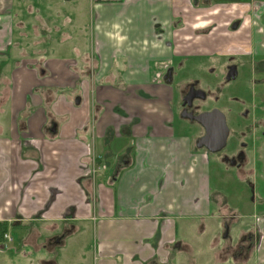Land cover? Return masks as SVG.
<instances>
[{
  "label": "crops",
  "instance_id": "1",
  "mask_svg": "<svg viewBox=\"0 0 264 264\" xmlns=\"http://www.w3.org/2000/svg\"><path fill=\"white\" fill-rule=\"evenodd\" d=\"M92 2L72 55L23 57L11 52L23 43L15 39L21 2L0 0V224H18L14 253L51 255L60 245L58 257L77 256L66 240L90 246L81 239L89 230L93 264H160L169 249L167 264H264L263 246L236 250L247 222L233 221L230 241H218L217 214L227 212L213 202L210 158L176 130L171 84L152 76L157 65L219 52L216 25L197 32L201 0ZM91 153L106 165L111 156L130 161L116 178L101 171L92 182ZM48 257L38 259L53 263Z\"/></svg>",
  "mask_w": 264,
  "mask_h": 264
},
{
  "label": "rangeland",
  "instance_id": "2",
  "mask_svg": "<svg viewBox=\"0 0 264 264\" xmlns=\"http://www.w3.org/2000/svg\"><path fill=\"white\" fill-rule=\"evenodd\" d=\"M90 1L92 2V0H16V6H20L21 2V8L18 7L14 16L16 21L15 39L22 40L23 43L21 46H12L11 52L18 54L20 52L24 53L25 50L27 54L23 57H30L29 54H32L34 57H36V55H39V57H45L48 53V56L63 54L72 55L71 52H73L74 38L78 37V40L79 37L82 38V35H80L81 33H79L78 30L79 27L86 25L89 30L92 23L93 13ZM203 1L204 0H201V5L203 4ZM213 1L214 0H212L210 4L208 3V8L203 5L202 9L197 10V13H201L200 17L205 19L204 22L198 23V25H205L208 20H211L210 22L216 25V28L221 35L220 43L222 45L219 49V52L221 53H242L244 45L249 44L252 52L256 54L252 57V65H257L259 68H262V70L258 72L252 71V79L255 83L253 88L256 92L255 94L251 89V84L248 78L244 75L247 74V72L244 71V74H240L234 82L229 84L228 88H230V90L228 92H220L219 87L218 90H212L207 101H198L197 103L199 104V110H207L211 107L220 110H222V108L223 110L231 109L228 113L229 123L234 131L231 142L235 140L248 142L249 138L242 137L241 131L247 130L248 124H252L253 122L242 116L241 111L243 110V105L234 100L229 92L245 97L248 101L246 102L248 107L253 109V113H250L249 116L250 119L264 118V93H258L264 91V46L260 45L262 36L256 31L259 26L255 25L259 23L260 16L264 15V13H262L264 11H262L261 8L257 10L255 7L251 9L249 11L250 15L252 14L251 20L247 17L246 19H249V21H246L242 27L236 31L237 34L228 27V23L234 18H238L239 11L233 7V4H217V1L216 3H213ZM212 4L213 6H211ZM198 31L200 30L198 29ZM221 32H225L226 34L223 35ZM27 33L29 36H27ZM240 34H244V41L240 42ZM245 40H247V42H245ZM233 42H236V45H231ZM239 47L240 49H238ZM227 49H229V51ZM169 65L173 66L175 71L173 72L174 77L170 81L171 91L168 92V103L171 110H173L172 120L174 121L177 131H185L196 137L203 133V129L199 124L189 122V120L180 116L179 88L181 87L180 84L192 80L193 78L200 79V87H205L202 81L208 82L211 80H217L215 76L210 74L207 70L211 66V58H207L206 56L188 57L187 59H182V63L175 61L170 64L157 65L152 69V76L160 82H166L164 74ZM246 70H249V68H246ZM258 80H260V83ZM252 94L254 95L252 96ZM151 99L156 101L155 98ZM238 112H240L239 116L237 115ZM260 130H262V127L260 129L258 128L256 134H260ZM201 150L205 151V149ZM208 155L210 158L209 172L212 191L216 190L217 192H221L228 205L237 209L240 218L236 219V221H252L253 218L251 214L264 217V172L261 169V166L264 167V162L261 163L256 157H253L250 151V158L244 166L245 170L241 171L236 170L233 166L219 162L218 152H208ZM121 158L122 155L120 157H108L106 159L108 162L107 170L103 171H106V173L110 172L111 174L114 171L115 173L113 175L117 177V173L123 168V164L120 162ZM128 159L130 158L128 157ZM117 162H119L117 166L118 169L115 168ZM252 225L253 223L251 222L252 230H254ZM5 233L15 240L13 239V242H9L10 244H6L5 246L4 241L6 239L0 238V241L2 242L0 245V264H15V257L21 258L17 264H41L40 259L38 258H49L48 256H51L50 259L53 262L48 264H85L87 263V260L89 264H93V243L91 242L92 231L90 233L89 230L82 231L81 236V239H87L90 237V246L86 244L83 247L84 239L80 243H77L78 241L76 240H78L79 237L76 240H74L75 238H68L64 250H71V252L77 251L78 254L75 256L70 253V255L65 256V258H60L55 253L59 250L60 245L59 248L54 247V254L51 255L45 254L44 256L39 257L32 255L27 258H24L21 255H16L13 249L15 244H18L20 232H18L16 228H10ZM223 235L224 233H222V237ZM30 237L32 238L33 236ZM61 237H63V235L60 236V238ZM53 243H55V240L50 241V245Z\"/></svg>",
  "mask_w": 264,
  "mask_h": 264
},
{
  "label": "flooded vegetation",
  "instance_id": "3",
  "mask_svg": "<svg viewBox=\"0 0 264 264\" xmlns=\"http://www.w3.org/2000/svg\"><path fill=\"white\" fill-rule=\"evenodd\" d=\"M215 1V2H214ZM213 3L217 4H223V3H228V4H233V7H235L238 11V18H234L233 20H231L228 23V27L231 28L232 31H237L239 28L242 27V25L246 22L249 21V19L251 20V15H250V10L253 9L254 7L258 10V9H262V11H264V0H214ZM220 1V2H218ZM222 1V2H221ZM225 1V2H223ZM96 2V1H94ZM212 2V0H204L203 1V5L206 6V8H208V3L210 4ZM213 6V4L211 5ZM209 6V7H211ZM264 13V12H262ZM261 13V14H262ZM260 14V15H261ZM250 16V17H249ZM249 18L248 20L246 18ZM211 20H208L206 22L205 25L202 26V29H199L200 31H198L199 33H208L210 32L211 28L214 27V23L210 22ZM254 22V20H253ZM256 22V21H255ZM258 23V22H257ZM235 24L236 27L232 28V25ZM258 27L257 30H259V34L261 36L264 37V15L260 16V20L258 24H255ZM206 26V27H205ZM231 31V32H232ZM261 44V42H260ZM231 45H236V42H233ZM262 46H264L263 44H261ZM236 47V46H233ZM240 49V47L238 48ZM237 49V50H238ZM229 51V49H227ZM235 51V50H234ZM243 55V56H241ZM256 55L252 52V49L250 47L249 44L244 45V47L242 48V53H237V52H216L214 54L211 55H206L207 58H211V66L207 69L208 72L210 74H213V76H215V78L217 80H211L208 82H203L202 83L205 85V87H200V79L197 78H193L192 80H188L187 82H184L183 84L179 85V94H180V109H179V113L184 112V114L188 115V114H192V115H198L201 112H208L211 111L213 109H218V108H209L207 110H199V104L197 103L198 101H202L205 102L208 100L210 93L212 92V90L216 89L218 90L220 87V92L222 91H229L230 88H228L229 84H231L232 82H234L240 74H244V71L247 72V74H244L250 84H251V89L254 92V94L256 93L254 91V82L252 79V71L253 72H258L260 70H262V68H259L257 65H252V60H253V56ZM208 60V59H207ZM182 63V62H180ZM246 68H249V70H246ZM173 72L174 71V67L169 65L166 68V72L164 74V78L166 79V82L171 84L170 81L172 80L173 76ZM234 75V76H233ZM260 83V80H258ZM206 83V84H205ZM199 90L203 91V95L205 96L203 99H201L199 96L200 92ZM252 92V93H253ZM258 93H264L263 92H258ZM230 95L233 96L234 100H236L237 102L241 103L243 105V110L241 111V114L244 118L252 121L253 123L248 124V129L241 131V135L242 137H248L249 140L248 142H244L242 140H235L233 142H231V138L234 135V131L229 123V116L228 113L231 111L230 110H220L224 113L225 118H226V124L228 126V135L226 138V143L224 145V147L218 151L219 154V162H222L223 164H228L229 166H233V168H235L236 170H245L244 166L247 164L249 158H250V151H251V155H253V157H256L257 160H259L261 163L264 162V143L262 141H264V118H257V119H250V113H253V109H250L247 105L246 102H248L245 97L243 96H239L236 95L234 93H230ZM252 94V96L254 95ZM193 96V98L190 100V97ZM216 98V96H215ZM239 113H237V115L239 116ZM186 120H189V122H194L199 124L202 129H203V133L194 137L193 136V146L196 149H205L204 155L208 158V150L206 147H198L197 143H199L200 139L204 136L205 134V129L204 127L198 123L195 120H190L188 118H185ZM262 127V130H260V134H256V132L258 131V128L260 129ZM259 138V142L256 144V139ZM260 148H262L260 150ZM250 150V151H249ZM210 153V152H209ZM217 153V152H215ZM95 160L94 162L96 163V165H103L104 168H100L99 170L96 171V174L91 175L90 174V164H92V160ZM107 159V158H106ZM89 162H86L84 164V166L86 168H84V171L86 173V178H90V180L92 182H95L99 173L103 170H105L108 165H106L103 162V158H101V156L98 155H94V154H90V158H89ZM122 164L126 163L128 164L129 161L128 159H122L121 161ZM123 166V165H122ZM124 167V166H123ZM262 171H264V167L261 166ZM113 177V176H112ZM116 178V177H115ZM94 184V183H93ZM215 193V196L218 195V200H213L214 204H215V208L216 210L219 212V210L221 211L222 208H226V214H220L218 213L217 216L219 217V219L223 222L222 225V229H221V234L219 237V242L223 243V242H228L230 241V234H231V222L233 220H236L238 218H240V215L237 213V209L235 207H230L228 205V203L225 201V198H223L222 193L221 192H217L216 190L213 192ZM252 216V221L247 222L249 224L250 229L247 231V233L245 234H241L238 238V243L240 246H238V248H236V250H240L241 251H245L246 253L251 251V252H259V250L262 248V246L264 247V228H261V218L260 216L256 215V214H251ZM249 216V217H251ZM251 222L253 223V228L254 230H252L251 227ZM256 228V230H255ZM222 233H224L223 237H222ZM55 241L60 242V238L57 237L55 238ZM173 243V242H172ZM172 254V251L169 249L167 250V252H164V255H159L157 256V261L160 264H167L170 260V256ZM151 264V263H149Z\"/></svg>",
  "mask_w": 264,
  "mask_h": 264
},
{
  "label": "water",
  "instance_id": "4",
  "mask_svg": "<svg viewBox=\"0 0 264 264\" xmlns=\"http://www.w3.org/2000/svg\"><path fill=\"white\" fill-rule=\"evenodd\" d=\"M236 25L233 24L232 28H235ZM234 76V75H233ZM200 94L198 97L203 99L205 96L203 95V91L199 90ZM203 92V93H202ZM193 98V96L190 97V100ZM180 116L182 118H188L190 120H195L198 123H200L204 129L205 134L200 139L199 143H197V146L200 147H206L207 150L210 153H215L221 150L225 143L226 138L228 135V126L226 124V118L222 111L218 109H213L208 112H201L198 115H186L184 112L180 113ZM51 131H55V124L51 128Z\"/></svg>",
  "mask_w": 264,
  "mask_h": 264
},
{
  "label": "built area",
  "instance_id": "5",
  "mask_svg": "<svg viewBox=\"0 0 264 264\" xmlns=\"http://www.w3.org/2000/svg\"><path fill=\"white\" fill-rule=\"evenodd\" d=\"M95 160L93 159L92 160V164H90L91 166H90V174L91 175H94L95 173H96V171L97 170H99L100 168H104V166L102 165H96V163L94 162ZM3 238H5L6 240L4 241L5 242V246H6V244H8L9 242H11L12 241V237L11 236H9L8 234H3ZM0 243H2L1 241H0Z\"/></svg>",
  "mask_w": 264,
  "mask_h": 264
},
{
  "label": "trees",
  "instance_id": "6",
  "mask_svg": "<svg viewBox=\"0 0 264 264\" xmlns=\"http://www.w3.org/2000/svg\"><path fill=\"white\" fill-rule=\"evenodd\" d=\"M94 1H96V2H101V1L102 2H108L110 0H94ZM30 55H32V54H30ZM16 227H18V224H16V223L11 224V226L9 228L7 227V225L5 223H1L0 224V238H3V234L5 232H7L8 229H10V228H16Z\"/></svg>",
  "mask_w": 264,
  "mask_h": 264
}]
</instances>
